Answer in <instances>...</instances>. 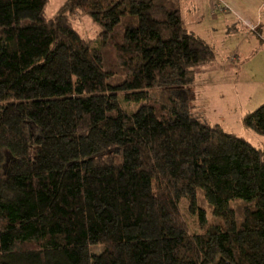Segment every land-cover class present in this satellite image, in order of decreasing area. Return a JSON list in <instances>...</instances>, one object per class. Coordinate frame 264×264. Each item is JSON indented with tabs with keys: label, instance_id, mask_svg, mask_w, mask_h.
Segmentation results:
<instances>
[{
	"label": "trees",
	"instance_id": "1",
	"mask_svg": "<svg viewBox=\"0 0 264 264\" xmlns=\"http://www.w3.org/2000/svg\"><path fill=\"white\" fill-rule=\"evenodd\" d=\"M48 2L0 0V264H264V149L175 92L214 59L180 0Z\"/></svg>",
	"mask_w": 264,
	"mask_h": 264
},
{
	"label": "rangeland",
	"instance_id": "2",
	"mask_svg": "<svg viewBox=\"0 0 264 264\" xmlns=\"http://www.w3.org/2000/svg\"><path fill=\"white\" fill-rule=\"evenodd\" d=\"M218 1L227 8V19L210 16L207 6L199 0L204 19L194 28L208 41L214 59L193 67L187 85H178L175 92L185 97L187 110L260 147L264 136L245 127L241 118L264 101V7L258 10L250 0H243L242 5L240 0L235 8L215 0L213 14L221 13L213 9ZM63 2L49 0L47 15H55ZM70 19L87 39L98 36L100 25L86 13L74 12Z\"/></svg>",
	"mask_w": 264,
	"mask_h": 264
},
{
	"label": "crops",
	"instance_id": "3",
	"mask_svg": "<svg viewBox=\"0 0 264 264\" xmlns=\"http://www.w3.org/2000/svg\"><path fill=\"white\" fill-rule=\"evenodd\" d=\"M201 1H203V5L207 6L210 16L220 19V20L221 19L226 20L227 17L229 16L226 13L227 8H224L223 10L220 11L219 9L215 8V6L213 9L218 10V12H221V13L213 14L215 12L212 11V7L215 4V0H201ZM221 1L224 2V4H228L230 6L233 5L232 7L236 8L239 6L237 2L240 0H221ZM250 1L252 4L257 6L256 8L258 10L264 7V0H250ZM240 4L241 5L244 4L243 0L240 1ZM200 8H201V4L199 3V0H180L181 20H182L183 25L199 36L201 35L194 28L197 27V24H196L197 22H200L201 20L204 19V15L200 13ZM260 147L264 149V143Z\"/></svg>",
	"mask_w": 264,
	"mask_h": 264
},
{
	"label": "built area",
	"instance_id": "4",
	"mask_svg": "<svg viewBox=\"0 0 264 264\" xmlns=\"http://www.w3.org/2000/svg\"><path fill=\"white\" fill-rule=\"evenodd\" d=\"M223 4L220 2V1H218L217 3H216V5H215V8H217V9H223Z\"/></svg>",
	"mask_w": 264,
	"mask_h": 264
},
{
	"label": "bare ground",
	"instance_id": "5",
	"mask_svg": "<svg viewBox=\"0 0 264 264\" xmlns=\"http://www.w3.org/2000/svg\"><path fill=\"white\" fill-rule=\"evenodd\" d=\"M226 8L225 6H223V9ZM223 9H219V10H223Z\"/></svg>",
	"mask_w": 264,
	"mask_h": 264
}]
</instances>
